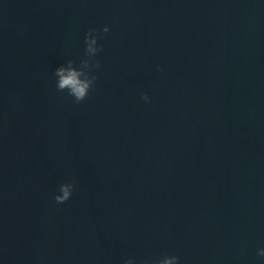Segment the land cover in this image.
Masks as SVG:
<instances>
[{"label": "water", "instance_id": "water-1", "mask_svg": "<svg viewBox=\"0 0 264 264\" xmlns=\"http://www.w3.org/2000/svg\"><path fill=\"white\" fill-rule=\"evenodd\" d=\"M70 60L96 77L79 102L56 87ZM262 246L264 0H0V264Z\"/></svg>", "mask_w": 264, "mask_h": 264}, {"label": "clouds", "instance_id": "clouds-1", "mask_svg": "<svg viewBox=\"0 0 264 264\" xmlns=\"http://www.w3.org/2000/svg\"><path fill=\"white\" fill-rule=\"evenodd\" d=\"M109 31V25L103 26V32ZM85 51L89 56H94L99 51L98 36L95 30L89 29L85 34ZM87 66V61L83 62ZM99 67V64L96 65ZM56 87L57 89H67L68 94L73 96L77 102L83 100L91 88L94 86L95 76H89L84 73L82 68L73 66L72 61H68L67 65H61L55 70ZM145 102H150V97L145 94L142 96ZM75 183L72 181L64 182L59 185V190L55 193L54 199L57 203H64L69 200L73 194ZM257 255L264 258V246L257 249ZM179 257L177 255H164L161 259L156 261V264H179ZM123 264H136L133 257H128L123 261ZM144 264H152L151 261H144Z\"/></svg>", "mask_w": 264, "mask_h": 264}]
</instances>
